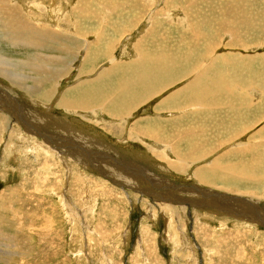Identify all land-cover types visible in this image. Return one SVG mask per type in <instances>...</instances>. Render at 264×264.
<instances>
[{
    "label": "rangeland",
    "instance_id": "rangeland-1",
    "mask_svg": "<svg viewBox=\"0 0 264 264\" xmlns=\"http://www.w3.org/2000/svg\"><path fill=\"white\" fill-rule=\"evenodd\" d=\"M12 1L23 13L29 16V11L34 13V26L55 28L54 31L67 34L63 43L73 46L74 51L68 54L65 67L76 70V75L77 68L91 60L104 39L115 30L114 26L119 24L127 27L124 29L127 31L122 32L126 37L132 35L133 39L125 50L127 54L123 52L124 56L121 48L117 49L118 60L134 58L131 47L145 35L156 47L180 43L176 36L183 31L184 39L190 40L192 34L183 27L192 22L207 31L210 22L221 26L220 43L227 42V46H213L214 55L229 51L251 56L264 54V0ZM120 1L130 3L125 6V9L133 8L130 16L125 9L121 14L113 10L117 3H123ZM233 23L235 26H231ZM235 29H238L237 33ZM253 30L258 32L253 33ZM3 36L0 33V54L8 58L25 60L31 57L29 52L34 51L64 55V51L50 48V45L41 46V50L23 45L14 47L12 37ZM244 37L246 41H243ZM108 57L101 60L102 66H110L109 62L112 65L113 53ZM261 60V56L256 59L257 66ZM237 69L247 75V65L243 69V64H238ZM93 74L76 78L71 75L70 81L62 77L60 86H63L57 97L73 86V93H76V84L94 78L97 72ZM233 78L232 85L239 91L248 89L256 96L258 92L262 95V89L254 83L238 84L237 73ZM176 82L165 92L174 90L178 85ZM5 83L9 86L8 81ZM254 90L258 92L254 93ZM18 92H12V96L20 101V106L8 94L15 112H25L28 116L29 112L33 115V111L38 110L48 114L49 118L69 123L72 133H85L91 137L88 149L92 154L88 153L87 158L82 159V148L73 142L78 135L52 139L49 141L52 144L44 143L41 136L28 131L17 120L11 126L15 132L0 120V264H264V224L260 220L264 216L253 214V210L247 214L236 211L232 206L233 199L224 196V188L203 184L194 176L197 168L212 165L223 154H230L228 160L223 161L227 165L241 160L231 153L253 149L256 143L251 137H240L224 146L225 143L219 142L213 150L215 154L209 153L196 163L184 161V167L176 168L171 162L179 158L173 154L171 146L154 137L143 139L137 134L138 127L133 137L128 136L129 131L126 135L119 132L114 135L105 127L116 126L118 121L101 108H97L95 114L93 111L72 113L56 109L59 101L46 103L45 108L25 92ZM165 95L154 96L133 110L131 114L135 116L128 126L139 118L145 119L140 120L141 126L148 124V119L161 122L196 111L185 108L173 114L158 113L157 105ZM127 118L128 115L122 123ZM66 132L72 134L68 130L58 133L65 135ZM65 144H72L77 150L71 151V147L66 150L62 146ZM189 152L191 150L183 158L192 159ZM253 153L257 151L253 150ZM131 164L143 166L142 171L133 172ZM159 180L168 186L169 182L178 186L197 183L199 188L182 190L183 196H172L171 202H163L156 196L160 189L150 184ZM263 181L252 180L249 184L264 187ZM244 198L247 203L252 200L258 206L256 196ZM170 204L171 210L164 207ZM232 216L239 219H231Z\"/></svg>",
    "mask_w": 264,
    "mask_h": 264
},
{
    "label": "bare ground",
    "instance_id": "bare-ground-1",
    "mask_svg": "<svg viewBox=\"0 0 264 264\" xmlns=\"http://www.w3.org/2000/svg\"><path fill=\"white\" fill-rule=\"evenodd\" d=\"M239 1L241 2V0ZM128 3L129 2H123L121 5L117 3L113 10L120 13L125 9V6ZM131 10H133V8L125 9L124 11H126L130 16ZM29 13L31 14L30 16L27 13H23L22 9L18 8L17 3L12 0H0V33L4 35L3 37H5V35L11 36V42L13 43L12 46L14 47L23 45L29 47L31 46L35 50H41V46L50 45V48L64 51V55L52 56L46 53H35L36 51H34L33 53L29 52L30 54L28 56L31 57L25 60H15L16 58L12 59L11 57L8 58L3 54H0V85L2 86L0 87V120H4L6 125L9 127L8 129H10L12 132H15V129L11 126L14 125L15 120H17V123H21L28 131L41 136L42 140L45 141L44 143L49 142L52 139H61L68 135H78L77 138L73 139V142L82 148L81 156L82 159L85 160L88 153L92 154V152L88 149L89 141L91 139L90 136L85 133H72L69 123L49 118L47 116L48 114L44 112L43 114L42 112H38V110L33 111V115L31 112H29L28 116L25 112H15L14 106L11 102L12 100L10 101L8 94L12 96V92H25L28 97L35 101L36 104H44L42 107L52 103V101H59L57 105H55L56 109H64L67 112L80 113L82 111H94L95 114L97 112V108H102L108 115L114 117H123L127 114L129 115L132 112L134 106H137L138 108L140 105L151 100V98L154 96L159 97L166 93V95L162 97L161 101L157 105L158 111H164L165 108L177 109L178 106L181 110L185 108H192L196 110L185 115L184 120L186 123L193 121L199 123V129L201 130V137L197 142L200 146L199 149H201L202 146L205 147L207 145L212 149L218 139H220L222 143H227L229 140H231L230 137H232V135L233 137L236 136V133H238L240 130L243 132V134L248 133L253 140L259 138L261 143H258V145L264 146V125H261V122H264V54L251 56L249 54L247 55L239 52L237 53L229 51L214 55L213 46H225L227 43H220L221 39H219L220 35L218 32L221 26H217L210 22L208 24L207 31L201 29L197 22L189 23V25L187 27H183V29L192 34V37L189 36L191 38L190 40H186L187 38L184 39L186 34L183 31L176 36L178 39H180V43H175L172 45L165 44L162 47L153 46V43L149 40V36L147 38L145 35V37L136 41L135 44L133 43L131 47V50L135 52L134 58L128 60H118L116 57L117 49L120 47L122 50V55L123 52L127 54L125 50L128 48L133 37L130 34H128L129 36L126 37V34L122 32V30L127 28L125 25H116L114 26L115 30H112V33L104 39L103 43L97 48L94 55L91 57V60L77 68L78 75H76V70L71 71L69 68L65 67L68 54L74 51L72 48L73 46L71 47V45L63 43V41L66 40L67 34L61 31H54V27V29H51L49 27L38 28L34 26L33 21H36V18L33 17V12L29 11ZM121 16H119V18H121ZM114 18L116 19V17ZM220 18H222V15ZM234 24L235 23H233L231 26ZM129 26H131V23ZM239 28L241 29V27ZM151 30L152 29L149 31ZM236 30L238 29H235V32L237 33ZM256 32L258 31L253 30V33ZM240 36L243 37V35ZM123 39L124 41H122ZM246 40L247 38L244 37L243 41ZM231 41H233V39ZM235 43L237 42H234V44ZM151 46L155 47V49H153ZM101 47L105 48L103 49ZM111 53H113L114 60L112 61V65L110 62H107L110 64V66L106 64L102 66L101 60L108 59V56ZM259 56H261L262 60L257 66L256 59ZM238 64H243V69L244 66L247 65V75L244 74L243 71H238ZM96 68L97 70L95 71ZM95 72H97V74L94 78L80 80L76 84V93H73V86L72 89L68 88L64 94H61L59 97H57L58 91H60L61 87L63 86H60L62 77H66L70 81L72 79L71 75H75V78L76 76L88 73L90 76H93V73ZM236 73L237 79H239L238 84L242 83L244 85L254 83L255 86L262 89V95L259 96L258 90L253 91L254 93L258 92V96H256L252 92L248 91V89H245L243 92V89L239 91L235 85L233 86L232 81L234 80L233 77ZM78 78L80 79V77ZM7 81L9 82V86H7L5 83ZM173 82H176L178 85L175 86L176 88L174 90H169L171 92L167 94L169 91L165 92V90L171 86ZM12 97H14L13 99L17 100L20 106V101L16 99L15 96ZM202 100H204V103H201ZM31 116H33L34 119H31ZM140 120L145 119H139L133 124L129 133V137H133V132L135 128L138 127V133L146 132L155 138L168 137L171 139L169 130L160 128L165 126L167 121L151 122L148 119V124L140 126ZM116 125L118 126L119 133H123L122 131L125 128L123 124L117 123ZM189 125L191 126V124ZM192 127L198 130V127L194 125H192ZM255 127H257V129ZM60 130H68L72 134L66 132L65 135H60L58 133ZM112 131L115 133V128L112 127ZM195 139L198 138L195 137ZM165 140H163V142ZM49 143L52 144V142ZM62 146L66 150L69 149V147H71V151L77 150L74 149L75 146L72 144H65ZM178 147H180V145ZM204 147H202V156L206 154V151L205 154L203 153ZM197 148L195 147V150H197ZM255 149H246L245 151H240L238 153L236 151H232L233 153L231 154L233 156H236L237 154L241 160L245 161L242 166H240L238 172L249 174L252 171L249 162L251 156L257 155V153H253V150ZM195 150L191 151L195 152ZM228 155L230 154H223V156L226 158H228ZM258 161L259 168L263 170L264 178V153L260 156ZM171 163L176 164L173 161ZM124 165L122 168H125ZM130 166L133 172H141L143 167L137 166L135 164H131ZM184 166V164L176 165V168H182ZM196 173L197 181L217 188H224L226 190V195L224 196L233 199L232 206L236 211L247 214L253 210V214L264 216V187L255 186V184L250 186L249 183H251L252 180L249 179L229 177L227 173L219 172L216 165L202 166L197 168ZM214 179H219L220 181L216 182ZM169 183L170 185L168 186L167 184L164 185L161 180L154 184L150 182V184L157 186L160 189V192L156 193V196L160 201L171 202L172 196H183L184 193H180L182 190H194L199 188L197 183L186 186L182 184L178 186L172 182ZM262 185H264V181ZM242 187H245L246 189H242ZM243 195L249 199L251 196H256V204L258 206H256L252 200H249V203H247V200ZM170 206L172 205H165L164 207L168 210H171ZM231 219H239V217L232 216ZM260 220L264 224V218L260 217ZM144 231H147V229L145 228Z\"/></svg>",
    "mask_w": 264,
    "mask_h": 264
},
{
    "label": "crops",
    "instance_id": "crops-1",
    "mask_svg": "<svg viewBox=\"0 0 264 264\" xmlns=\"http://www.w3.org/2000/svg\"><path fill=\"white\" fill-rule=\"evenodd\" d=\"M152 99V98H151ZM205 100V99H204ZM204 100H202L201 101V103H204ZM158 107V106H157ZM137 108V106H134L133 107V110H135ZM180 107L178 106L177 107V109H171V111L170 110H167V111H158V110H156L158 113L159 112H169V113H171V114H173V112H177V111H180L181 109H179ZM101 110H103L102 108H101ZM133 110H132V112H133ZM183 110V109H182ZM102 112H104V110L102 111ZM131 112V113H132ZM92 113H94V111L92 112ZM127 114L128 115V118H127V121H125L124 123H122V120H123V118L126 116H123V117H114V116H111V115H109L110 117H112L113 119H115V120H117L118 121V123H121V124H123V126L125 127L124 128V130L122 131L123 133H121L120 135H126L127 134V132L129 131V133H130V130H131V127L133 126V124L137 121V120H139V119H136L130 126H128V122L131 120V118L132 117H134L135 116V114ZM185 119V116H184V118H183V116L182 117H175V118H173V119H170V120H167V122H166V124H165V126H163V127H160V128H163V129H167V130H169V133H170V135H171V139L170 138H168V137H161V138H157L158 140H160V141H162L163 142V140H165L164 142L165 143H167V146H171L172 147V151H173V154H175V156L177 157V158H179V160L178 161H173L174 163H176V165H181V164H183L184 163V161H187V162H192V163H196V162H199V161H201L203 158H206V156H208V154L209 153H216V151H214L213 152V150H214V148H215V145H217V143H219V142H221L220 141V139H218L217 140V142H216V144H214V146H213V148L211 149V147L210 146H208V148H206V146L204 147V146H202V147H204L203 149H204V154H205V151H206V154L205 155H203L202 156V147H201V149H199V144L197 143L198 142V140H199V138L201 137L200 135H201V130L199 129V123H196L195 121H193V122H189V123H186V121L184 120ZM182 122H181V121ZM184 120V121H183ZM177 121V122H176ZM181 122V123H180ZM195 122V123H194ZM117 124V123H116ZM172 124V125H171ZM189 124H191V126L189 125ZM192 125H194V126H196V127H198V130L196 129V128H193L192 127ZM112 127H114L115 128V131L116 132H119V129H118V126L116 125V126H106L105 127V129L106 130H108L109 132H112L114 135H118L116 132L114 133L113 131H112ZM171 127H172V129H171ZM173 127H174V129H173ZM169 128V129H168ZM256 129H257V127H255ZM183 129V130H182ZM259 129V128H258ZM178 130V131H177ZM182 130V131H181ZM187 131V132H186ZM197 131V132H196ZM241 131V130H240ZM238 132V133H236V136H234L233 137V135H232V137H230L231 138V140H229L227 143H225V144H223V143H221V144H223L222 146H224V145H227V144H230V143H232L233 142V140L234 139H237V138H240V137H244V136H248V137H250V135L248 134V133H244L243 134V132L241 131V132ZM188 134V138L186 137V133ZM192 132V133H191ZM185 133V134H184ZM140 134V137H142L143 139L144 138H146V137H153L152 135H150V134H147L146 132H144V133H138V135ZM177 134V135H176ZM192 134V135H191ZM198 134V135H197ZM182 135V136H181ZM190 135V136H189ZM129 136V135H128ZM238 136H240V137H238ZM185 137V138H184ZM194 137V138H193ZM195 137L196 138H198V139H195ZM237 137V138H236ZM155 138V137H154ZM130 138H128V140H129ZM179 139V140H178ZM167 141V142H166ZM169 141H171V142H169ZM173 141H174V143H173ZM176 141V142H175ZM193 141V142H192ZM196 143H195V142ZM254 141H255V143H256V145L254 146V149L256 148H258L257 149V155L256 156H251V158H250V167L252 168V171L249 173V174H245V173H243V172H238V170H239V168H240V166H242V164L245 162L244 160H239L238 162H236L235 164H229V165H227V163L226 162H223L224 160H228L226 157H224V156H222V157H219L212 165H216L217 166V168H218V171L219 172H224V173H227L228 174V176L229 177H232V178H238V179H240V178H242V179H249V180H259V179H264L263 178V170L262 169H260L259 168V166H258V160L260 159V156L264 153V146L263 145H258V143H261L260 141H259V138L258 139H254ZM178 142H180V143H178ZM173 143V144H172ZM177 144V146H176V144ZM174 145V146H173ZM180 145V147H178ZM189 145V146H188ZM260 146V147H259ZM195 147L197 148V150H195ZM189 148H190V150H192V151H194L195 150V152H189V154H191L192 156H193V158L192 159H186V158H183L185 155H186V151H189ZM192 148V149H191ZM183 149V150H182ZM194 149V150H193ZM248 149H250V148H248ZM255 149V150H256ZM186 150V151H185ZM246 150V149H245ZM244 150V151H245ZM258 151H260L261 152V154H260V152H258ZM263 151V152H262ZM201 153V154H200ZM258 155H260V156H258ZM202 156V157H201ZM258 156V157H257ZM200 157V158H199ZM254 158V159H253ZM200 159V160H199ZM255 160V161H254ZM257 160V161H256ZM181 161V162H180ZM212 165H210V166H212ZM254 165V166H253ZM195 166H197V164L195 165ZM185 169V168H184ZM195 174H194V176H195V178H197V175H196V172H194Z\"/></svg>",
    "mask_w": 264,
    "mask_h": 264
}]
</instances>
